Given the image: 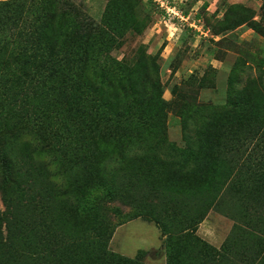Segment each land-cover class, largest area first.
I'll return each instance as SVG.
<instances>
[{
    "label": "rangeland",
    "instance_id": "rangeland-1",
    "mask_svg": "<svg viewBox=\"0 0 264 264\" xmlns=\"http://www.w3.org/2000/svg\"><path fill=\"white\" fill-rule=\"evenodd\" d=\"M70 1L73 42L87 35L94 50L42 83L20 107L28 122L0 132V156L38 155L32 191L47 212L18 219L79 243L96 228L103 264H230L237 224L260 233L243 252L262 256L264 0ZM136 223L156 232L140 251Z\"/></svg>",
    "mask_w": 264,
    "mask_h": 264
},
{
    "label": "trees",
    "instance_id": "trees-1",
    "mask_svg": "<svg viewBox=\"0 0 264 264\" xmlns=\"http://www.w3.org/2000/svg\"><path fill=\"white\" fill-rule=\"evenodd\" d=\"M73 9L70 0L0 1V132L10 133L28 122L20 107L28 110L42 83L55 82L68 63L81 59L83 49L94 50L87 35L78 44L73 42L78 31L70 17ZM82 19L91 27L98 26L85 14ZM72 43L77 45L74 50ZM7 106L9 109L2 112ZM26 132L31 135L30 129ZM33 134L32 142L40 141V132L34 130ZM37 156L31 148L0 156V199L12 198L3 204V210L0 208V264H103L106 239L101 233L95 234L96 228L90 230V241L79 243L59 239L52 232L46 239L44 223L33 226L18 219L30 209L40 212V218L47 212L45 199L41 198L44 194L32 191L42 176L35 169ZM244 227L247 229L237 224L226 243L228 249L237 240L241 244L240 253L229 263L264 264V249L262 256L256 254L258 251L253 256L243 252L252 239L255 249L263 241L260 233ZM186 228L190 229L189 225ZM163 231L171 240L182 241L181 235L164 226ZM200 264L214 263L204 259Z\"/></svg>",
    "mask_w": 264,
    "mask_h": 264
},
{
    "label": "crops",
    "instance_id": "crops-1",
    "mask_svg": "<svg viewBox=\"0 0 264 264\" xmlns=\"http://www.w3.org/2000/svg\"><path fill=\"white\" fill-rule=\"evenodd\" d=\"M132 227H133L134 232L137 228H138V231L140 232L139 239H141V246H140L141 248L139 247L136 251H140L147 247H150L155 238H153V240H148V239L143 238L142 235L143 233L147 234V232H152V233H156V232L151 230L150 228H147L145 224H141V223H136V225H133ZM124 229H126V227Z\"/></svg>",
    "mask_w": 264,
    "mask_h": 264
}]
</instances>
